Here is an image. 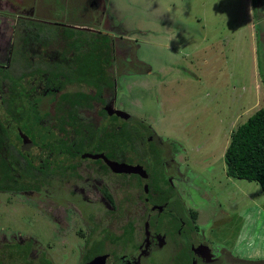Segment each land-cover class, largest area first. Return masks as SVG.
I'll return each mask as SVG.
<instances>
[{"label": "flooded vegetation", "instance_id": "obj_1", "mask_svg": "<svg viewBox=\"0 0 264 264\" xmlns=\"http://www.w3.org/2000/svg\"><path fill=\"white\" fill-rule=\"evenodd\" d=\"M57 2L0 0V187L32 198L53 239L70 225L81 254L97 251L77 264L102 254L114 264H264L238 245L230 216L187 203L176 142L121 106L124 76L143 63L116 42L129 35L62 21Z\"/></svg>", "mask_w": 264, "mask_h": 264}, {"label": "rangeland", "instance_id": "obj_2", "mask_svg": "<svg viewBox=\"0 0 264 264\" xmlns=\"http://www.w3.org/2000/svg\"><path fill=\"white\" fill-rule=\"evenodd\" d=\"M80 1L85 3L75 10L80 19L92 17L104 31L129 35L116 42L125 45L126 54L131 44L143 63L139 73L124 76L121 106L176 142L188 168L187 203L202 207L204 215L230 216L241 249L264 255L261 186L228 175L224 158L231 131L264 106V0L75 3ZM64 2L70 6L74 0ZM214 193L218 206H209ZM31 199L0 191V264H48L44 256L54 264H77L97 252L81 254L83 240L70 225L64 226L66 235L53 239L54 224L29 205Z\"/></svg>", "mask_w": 264, "mask_h": 264}, {"label": "trees", "instance_id": "obj_3", "mask_svg": "<svg viewBox=\"0 0 264 264\" xmlns=\"http://www.w3.org/2000/svg\"><path fill=\"white\" fill-rule=\"evenodd\" d=\"M59 15L62 21L72 24H84L99 26L100 22H95L94 18L80 19L76 13V8L85 7L84 1L74 0L70 6H65V0H58ZM70 1L71 0H67ZM255 12V8H253ZM258 14V13H257ZM102 18L100 17V21ZM66 31L77 33V37L87 34L84 29L75 27H62ZM259 42V41H258ZM224 158L226 162V173L233 177L248 178L257 180L264 195V106L257 108L237 127L231 131L229 142L225 148ZM8 168L5 159H0V174ZM0 191H7L0 187ZM15 192L14 190H12ZM28 256V255H26ZM48 264L53 261L45 257Z\"/></svg>", "mask_w": 264, "mask_h": 264}, {"label": "water", "instance_id": "obj_4", "mask_svg": "<svg viewBox=\"0 0 264 264\" xmlns=\"http://www.w3.org/2000/svg\"><path fill=\"white\" fill-rule=\"evenodd\" d=\"M74 26L86 28V26H81V25H74ZM108 162L116 170L132 169L135 171L137 169V167L139 166V165L128 164L126 162H122V163L117 164V161H114V160H108ZM82 264H114V261L110 255L102 254V255H96L91 260L86 261Z\"/></svg>", "mask_w": 264, "mask_h": 264}]
</instances>
